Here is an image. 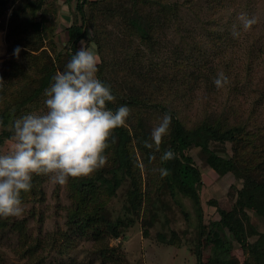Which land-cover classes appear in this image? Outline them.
Listing matches in <instances>:
<instances>
[{
  "label": "rangeland",
  "instance_id": "obj_1",
  "mask_svg": "<svg viewBox=\"0 0 264 264\" xmlns=\"http://www.w3.org/2000/svg\"><path fill=\"white\" fill-rule=\"evenodd\" d=\"M24 1L8 0L0 8V19L6 22V33L0 39V114L14 102L30 97L19 118L47 111L45 92L54 81L37 92L42 66H34V61L53 67L54 76L64 71L71 60L67 27L83 23L77 0H30L39 4L38 15L47 10L45 16L51 21L46 22L48 30L38 47L28 31L8 35L9 28L15 27L11 25L13 10ZM83 11L88 38L82 41L99 55L98 71L128 101L151 106L130 108L124 126L130 136L134 178L124 180L113 195L101 192L95 197L97 201L91 205L99 208L100 222L81 234L70 225L68 212L74 201L69 191L71 183L86 190L88 176L69 178L66 185H59L49 176L40 175L41 192L22 202V215L0 217V261L197 264L199 255L206 264L211 244L201 235V227L219 220V209L229 211L242 188V179L233 173L219 176L211 168L208 155L190 148L185 155L200 174V204L180 194L173 198L160 175L158 159L168 134L162 138L158 152L153 148L145 153L142 144L151 142L152 130L165 115L163 111H172L189 127L203 115L221 116V121L228 124L242 121L245 131L255 134L256 143L264 146V0H87ZM241 14L255 17L257 22L245 30ZM136 17L148 33L145 42L130 24ZM234 30L239 34L234 36ZM17 48L18 56L14 54ZM19 67L21 71H15ZM220 71L228 77V83L218 89L213 80ZM11 144L12 138L0 141V155L8 154ZM226 146L230 157L229 144ZM100 169H107V162ZM129 199H135L132 206ZM247 214V230L255 233L248 236L252 244L258 233H264V220L253 212ZM116 222L119 238L108 236L104 229L99 232ZM14 223H23L24 233L17 231ZM104 243L116 249L115 257L119 258L102 260L98 251ZM231 255L232 264H243L251 258L236 241L231 242Z\"/></svg>",
  "mask_w": 264,
  "mask_h": 264
},
{
  "label": "trees",
  "instance_id": "obj_2",
  "mask_svg": "<svg viewBox=\"0 0 264 264\" xmlns=\"http://www.w3.org/2000/svg\"><path fill=\"white\" fill-rule=\"evenodd\" d=\"M7 1L0 0V8H3ZM86 4L87 0H77L76 9L82 15L81 21L83 23L79 26L73 24L67 27L66 30L71 58L77 51L78 43L88 38L84 26L85 14L83 11V7ZM39 9V4L30 0H25L20 6L14 8L11 16V25L14 24L15 27L9 28L8 35L14 36L15 33L20 34L25 30L29 32L33 41L38 43V47L42 46L44 35L48 30L46 22L51 21L45 16L47 10H42L40 15H38ZM37 16L39 19L36 18ZM130 24L136 30L141 41L145 42L148 40V33L137 20V17L131 19ZM34 66H42L41 83L37 90L40 93L43 89L50 86L49 82L54 77L55 69L53 67H45L43 64L40 65L35 61ZM30 67L32 68L31 64ZM15 71H21L20 67ZM96 76L101 83L110 87L111 94L115 97L114 102L107 104V107L113 112L121 106H127L129 109H134L136 105H140L139 108L143 109L151 108L145 102H136L134 99L128 101L129 99L127 100L124 95L116 93L99 71ZM29 100L30 97L21 102L18 100L0 114V141L13 137L14 133L10 126L15 119L19 118L18 114L21 108ZM155 108L159 110L158 106ZM163 112L164 114H169L172 119L170 131L162 145L160 158L169 149L176 154V158L167 162H162L160 158L158 159L160 168L168 169L170 172L168 176L164 177V181L173 198L180 194L191 200L195 205L200 204V174L198 169L191 163V159L185 155V151L190 148H198L208 155L211 168L219 176L233 173L238 180L242 179L243 181L242 188L237 191V197L229 211L219 209V220L212 222L209 227H201V235L205 236L206 241L211 244V257L206 264H232V241H236L246 248L251 255V258L244 261L243 264H264V233H258V239L250 244L248 236H251V234L255 235V233L247 230V226H250L248 211L253 212L264 220V146H259L256 143L255 134L245 131V125L242 121L237 120L228 124L225 120L221 121V116L203 115L189 127L187 123L171 114L170 112L172 111ZM108 143L109 147L105 150L107 169L99 168L89 175L87 185L84 187L86 190L80 189L77 183H71L69 192L74 204L69 209L68 217L70 218V225L76 227L81 234L89 231L90 225L94 226L96 222L98 224L100 222L97 217L99 208L91 205L96 203L97 199L95 197L98 198L101 192H105L107 196L113 195L124 180L134 178L133 162L128 147L130 136L125 127L114 129ZM227 144H229L231 150L230 157L226 152ZM142 150L145 153L147 151L143 144ZM39 176H33L30 191L21 193L22 202L27 200V198H35L41 192L39 190L41 177ZM91 177L98 179L97 181H92L93 179L90 180ZM258 178L260 179L258 180ZM96 182L98 185H96ZM129 200L132 206L135 199ZM173 200L177 202V199ZM14 226L17 231H23V223H14ZM102 229L112 238L117 239L120 236L117 222L108 226V228L103 226L98 229L99 232ZM28 252H30V255L33 254V251L29 250ZM98 253L104 261H113L119 258L118 256L115 257L116 249L110 248L107 243L100 246ZM0 264H4V262L0 261ZM197 264H203L199 255L197 256Z\"/></svg>",
  "mask_w": 264,
  "mask_h": 264
},
{
  "label": "clouds",
  "instance_id": "obj_3",
  "mask_svg": "<svg viewBox=\"0 0 264 264\" xmlns=\"http://www.w3.org/2000/svg\"><path fill=\"white\" fill-rule=\"evenodd\" d=\"M239 19L245 30L257 22L247 14ZM238 34L234 30L233 35ZM80 44L65 70L58 71L46 89L47 111L24 115L10 126L14 133L10 150L0 155V217L22 215L21 193L31 190L34 175L49 176L53 183L66 185L69 178L89 176L105 166L109 138L114 129L125 126L129 107L121 106L115 112L107 107L115 97L96 76L100 57L84 41ZM19 51L17 48L14 54L18 56ZM213 83L219 89L228 83V77L220 71ZM171 119L169 114L162 117L152 130L151 142H143L145 148L159 151ZM175 158L169 149L160 159ZM169 174L168 169H160L162 178Z\"/></svg>",
  "mask_w": 264,
  "mask_h": 264
},
{
  "label": "built area",
  "instance_id": "obj_4",
  "mask_svg": "<svg viewBox=\"0 0 264 264\" xmlns=\"http://www.w3.org/2000/svg\"><path fill=\"white\" fill-rule=\"evenodd\" d=\"M6 33V22H3L1 19H0V34H5Z\"/></svg>",
  "mask_w": 264,
  "mask_h": 264
},
{
  "label": "crops",
  "instance_id": "obj_5",
  "mask_svg": "<svg viewBox=\"0 0 264 264\" xmlns=\"http://www.w3.org/2000/svg\"><path fill=\"white\" fill-rule=\"evenodd\" d=\"M2 35V36H1ZM5 35V34H4ZM3 34H0V39L2 40L3 39V36H4Z\"/></svg>",
  "mask_w": 264,
  "mask_h": 264
},
{
  "label": "bare ground",
  "instance_id": "obj_6",
  "mask_svg": "<svg viewBox=\"0 0 264 264\" xmlns=\"http://www.w3.org/2000/svg\"><path fill=\"white\" fill-rule=\"evenodd\" d=\"M0 46H1V42H0Z\"/></svg>",
  "mask_w": 264,
  "mask_h": 264
}]
</instances>
